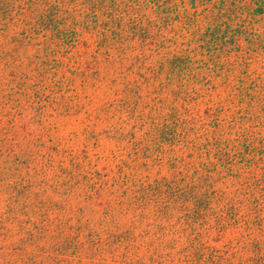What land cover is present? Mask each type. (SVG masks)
I'll use <instances>...</instances> for the list:
<instances>
[{
	"label": "rangeland",
	"instance_id": "1",
	"mask_svg": "<svg viewBox=\"0 0 264 264\" xmlns=\"http://www.w3.org/2000/svg\"><path fill=\"white\" fill-rule=\"evenodd\" d=\"M13 2L19 5L22 0H13ZM74 8L81 9L77 5ZM254 25L259 34L255 45L249 46L247 41L240 39L241 45L231 49L228 54L220 55L223 66L222 76L213 72L206 83L204 79L197 81L196 87L202 89L200 95L174 96L152 91L141 96L140 104L143 106V111H140L139 106L132 110L136 117L140 116L136 131L148 140L145 142L147 146L138 149L141 159H145L143 154L148 152L145 163L134 164L137 165L139 180H152L155 176L168 173L170 170L164 160L152 161L156 155L154 149L157 147V138L161 135L169 137L166 142L160 144L162 149L165 148L163 152L175 154V158L177 155L175 163L181 168L180 174H185L184 176L179 174L180 177L177 176L174 181L177 185L185 187L187 194L192 195L190 192L195 189L193 184L196 183L193 181L201 185L202 180L199 175L209 174L208 181L213 187L211 190L213 198L209 201L215 205L217 216L208 213V225L195 224L202 232L200 243L204 246L200 249L205 257L178 256L177 246L181 241L183 243L186 240L184 235H181L184 231L181 228L183 221L180 219L178 222L179 220L176 219V215L179 214L178 207L171 222L161 220L160 226L150 225L151 230L144 233L146 227L144 225L151 223L155 218L154 213H149L151 207L146 206L139 210V215L147 220L137 225L138 208L134 206L132 209L127 208L125 204L116 205L113 199L115 196L110 194H103L101 201L94 203L80 199V185L71 183L67 179L66 171L77 172L82 167H93L110 174L109 169L114 163L129 156L123 151L126 148L125 142L121 140L114 142L103 134L107 126L103 116L105 113L98 109L105 99L112 98L114 94L104 93L99 88L81 86L79 77L68 69L67 65L72 61L70 66L77 60V63L82 60V43L65 50L66 56L62 58L60 64L53 62L52 57L47 59L48 68L43 72L41 81L44 84V93L50 88L51 98L44 101L35 97L34 89L38 84L34 83L32 73L34 75L35 72L30 66L33 64L32 59L36 57L35 54L42 51L37 43L41 35L37 38L35 36L30 46L18 47L21 50L18 51L16 64L12 56L5 61L0 59V264H42L46 259L41 256L51 253L46 252V247L55 239L59 240L73 234L70 230L78 219L84 224L96 223L100 220L99 223L103 222V225L111 227L116 223L132 226L130 229L133 230L134 241L128 251V256L131 257L127 255L124 257L122 253H117L114 257H109L106 253L98 257H87L85 255H89L88 252L81 250L80 257H74L75 261L68 258L66 264H210L209 260L218 253L225 257H213V259H224L225 264L228 262L247 264L246 259L250 264L254 262L264 264V227L262 232L255 233L261 237L260 245L259 242L258 245L254 242H243L244 236L238 234L239 230H235V223L230 220L236 215L234 211L242 215L241 205L235 202L234 211L231 212L226 207L228 203L233 202L230 199L243 197L244 191L251 192L252 186L250 187L251 184L248 182L253 175L254 178L260 179L264 173V156L260 158L258 152L264 145V16ZM4 40L6 38L1 35L0 47H9L10 51L13 50L8 40ZM7 62H11L15 69L18 68V72H27L30 75L28 85L21 91L3 81L4 65ZM18 72L17 76H21L22 74ZM54 79L56 80L53 82ZM65 81L70 86L64 91L62 89L66 86ZM240 90L242 93L239 92ZM160 94L167 95L168 99L166 100L165 96L159 99ZM61 95L65 98H60ZM52 99L58 102L64 99L67 105L65 110L57 111L54 106L58 103ZM165 101L168 102V107L164 106ZM93 114L95 115L92 116ZM130 115L128 109L123 108L122 111L115 109L114 115H109L108 121H115L118 124L119 118L122 117L127 123V119L130 121L128 118ZM173 116L181 118L179 125L183 124L185 130L182 129L183 126L175 127L171 122ZM156 123L169 124V126H166L165 132L162 130V133H158V130L153 128ZM125 126L129 125L125 124ZM181 129L184 133H181ZM244 129L250 130L247 134L251 132V138L254 136L249 144L256 145L257 151L250 153L252 159L250 168L247 170L245 168L242 170L243 173L238 175L223 169L217 151L220 148L223 159L232 161L229 157L233 149L242 152V145L239 140L236 142V135ZM172 132L180 138L183 137L182 140L174 142L170 140ZM204 136L206 139L216 137L218 146L211 145L207 141L208 146L204 149L202 142L198 144ZM94 138L97 139L96 143ZM168 146L171 149L167 148ZM237 155L232 156V163L244 169L240 152ZM204 159L209 160L205 169L200 163L204 162ZM74 162L78 163L77 168L73 166ZM221 169L225 171L224 174H221ZM211 186L207 188L210 189ZM214 189L217 190L216 194ZM254 192H258L259 195L264 190L258 191V188H255ZM96 202L102 206V203H110L111 206L108 207L110 215L104 218L106 221H101L102 207L97 206ZM192 202L193 200L189 199L187 204L192 205ZM262 212L264 217V206ZM150 217L153 218L151 221ZM188 217L193 220L195 218L192 214ZM88 218L90 222H87ZM215 218L218 219L219 224H222V227L219 226L220 229L217 228L219 224L215 226L217 223ZM157 226L158 232L162 231L159 232V237L152 234V229H156ZM28 231H32L34 235L32 239H29ZM239 237L242 240L240 243L236 241ZM164 241L167 242L163 244ZM244 243L246 245H243ZM150 250H153L157 257H149ZM256 251L261 257H252ZM26 253L35 254V257H26ZM29 258L35 259V262H31Z\"/></svg>",
	"mask_w": 264,
	"mask_h": 264
},
{
	"label": "trees",
	"instance_id": "2",
	"mask_svg": "<svg viewBox=\"0 0 264 264\" xmlns=\"http://www.w3.org/2000/svg\"><path fill=\"white\" fill-rule=\"evenodd\" d=\"M75 5L80 6L81 9L76 8L75 10ZM263 16L264 0H22L19 5L13 0H0V36L3 35L6 38L4 41L8 40L10 47L13 48L10 51L9 47H0V59L5 61L9 56H12L11 58L16 64L18 51L21 50L18 47L20 45L30 46L35 36L37 38L41 35V39L37 43L38 46H41L42 51L35 54L36 57L32 59L33 64L30 66L35 72L34 75L32 73L34 83L38 84L34 89L35 97L44 101L51 98L50 88L48 92L44 93V84L41 81L43 72L48 68L47 59L52 57L54 58L53 62H62V58L66 56L65 50L82 43V60L80 63H77V60L74 65L70 66L72 61L67 65L68 69L79 77L81 86L99 88L104 93L112 92L114 94L112 98L105 99L107 101L104 100L98 109L105 113V115L101 114L107 125L103 134L104 137L112 139L114 142L120 140L125 142L126 144L122 143L126 147L123 151L129 156L114 163L113 167L109 169L110 174L93 167H82L77 172L68 171L67 173L66 171L67 179L71 183L80 185V199L94 203L101 201V196L110 194L115 196L113 199L116 205L125 204L127 208L132 209L133 206L138 208L137 216L135 215L139 218L136 222L137 225L143 220H147L139 215V210L146 206L151 207L149 213H154L155 218L151 223L148 222L144 225L146 226L144 233H148L152 225L160 226L161 220L171 222L174 211L178 207L179 214L176 215V219L179 220L178 222L180 219L183 221L181 228L184 231L181 235L186 238L183 243L181 241L177 246L179 248L178 256L205 257L200 249L204 246L200 243V241L202 242L200 239L202 232L195 224L208 225V213H214L212 215L217 216L215 205L209 201L210 198H213L211 193L213 187L208 181L209 174L199 175L202 180L200 181L201 185L199 186L197 182L193 181L196 183L193 184L195 189L190 192L192 195L187 194L185 187L177 185L174 181L177 176L185 174H180L181 168L175 163L177 155L175 158V154L163 152L165 148L162 149L160 144L166 142L169 137L161 135L157 138V143L155 142L157 144L154 149L156 155L152 161L164 160L169 165V174H160L152 180H139L137 177L139 172L136 171L137 165L134 164L145 163L148 152L142 153L145 159H141L138 149L141 146H147L148 144L145 145V142L148 140L136 131L140 116L136 117L132 110L139 106L140 111H143V106L140 104L141 96L152 91L174 96L200 95L202 89L196 87L197 81L204 79L206 83L213 72L215 75L222 76L223 66L220 55L228 54L231 49L241 45L240 39L247 41L249 46L255 45L259 34L254 24ZM260 42L263 40L261 39ZM62 52L63 54H61ZM17 72L18 68L15 69L11 62H7L4 65L2 78L9 86L12 85L21 91L28 85L30 75L27 72H18L22 75L17 76ZM64 84L66 86L62 90L65 91L70 85L66 81ZM46 89L48 88L46 87ZM239 92L242 93V90ZM161 96L167 97L165 94H160L158 98L161 99ZM60 98H65V96L61 95ZM52 100L58 103L57 106H54L57 111L65 110L67 105L64 99L60 102ZM164 106L168 107L167 101L164 102ZM123 108L130 110L131 115L128 117L130 121L127 119L126 123V119L124 118V120L122 117L119 118L118 124L115 121H108L109 115L113 116L115 109L122 111ZM117 114L119 116V113ZM173 117L171 122L176 127L181 122V118ZM125 124L129 126L126 127ZM159 126L161 127L159 128ZM166 126L169 124L156 123L153 128L160 133L162 130L165 132ZM182 126L180 127L182 128ZM182 129L185 130L184 126ZM248 131L250 130L244 129L236 135V142L240 141L242 152L233 149L229 157L232 161H225L222 151L218 148L217 153L221 157V166L223 169L229 170L230 173L240 175L243 173L242 170L245 168L247 170L251 166L250 153L257 149L253 143L249 144L254 136L252 135L251 138V132L247 134ZM181 133H184L183 130ZM170 135H172L170 140L173 142L183 138L182 135L180 138L174 132ZM205 136L201 141H198V144L202 142L204 149L208 146L207 141L211 145H217L216 137L206 139ZM94 142L96 143L97 139L94 138ZM260 142L262 143V141ZM129 145L130 149H128ZM170 146L167 148L171 149ZM263 146H261V150H258L260 158L264 156ZM239 152L240 157L243 158L244 169L234 166L232 163V156H238ZM178 159H180L179 156ZM208 159L200 162L204 169L205 166H208ZM76 165L78 163L74 162L75 168H77ZM224 173L225 171L221 169V174ZM253 176L248 182L251 184L250 187L252 186L251 192L244 191L243 197L230 199L233 202L228 203L226 207L231 212L234 211L235 202L241 205L242 215L238 211H234L236 215H233L230 220L235 223V230H239L238 234L244 236L243 242H254L256 245L259 242L260 245L261 237L255 233L262 232L264 227L262 212L264 192L258 195L254 189L264 190V173L261 180ZM207 186H211L210 189ZM214 190L216 194L217 190ZM189 199L193 200L192 205L187 204ZM98 202H96L97 206L100 205L101 211H103V216L100 217L101 221H106L104 218L108 214L110 215L108 207L111 205L102 203V206ZM105 204L108 206H104ZM190 214L194 215V220L188 217ZM152 219L150 217V221ZM215 219L217 220L215 226H217L219 221L217 218ZM98 221L93 223L88 218L87 222L91 224H84L81 223V219L76 220L70 230L73 231V234L66 238H59V240L55 239L46 247V252L51 253L41 256L46 259L43 263L66 264L69 261L68 258L75 261L74 257H80L81 250L88 252L89 255H85L87 257H98L104 253L109 254V257L117 256V253H122L124 257H127L133 244L132 241H134L133 230L130 229L132 226L116 223L113 225L114 228ZM133 224L135 223L133 222ZM158 226L156 229H152V234L157 237H159V232H162H158ZM219 226L222 227V224L217 226L220 229ZM27 233L29 239H32L34 236L32 231ZM123 238L124 241H122ZM236 241L240 243L242 240L239 237L236 238ZM165 242L167 241H164L163 244ZM148 254L149 257H157L153 250L148 251ZM25 256L31 258L35 257V254L26 253ZM258 256L261 257L256 251L252 257ZM213 257L225 256L220 253L213 255L209 260L210 264H225L224 259L218 260ZM30 260L35 262V259ZM245 263L250 264L248 259L245 260Z\"/></svg>",
	"mask_w": 264,
	"mask_h": 264
}]
</instances>
